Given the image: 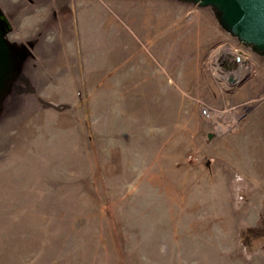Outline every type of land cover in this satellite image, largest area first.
Instances as JSON below:
<instances>
[{"label": "rangeland", "instance_id": "rangeland-1", "mask_svg": "<svg viewBox=\"0 0 264 264\" xmlns=\"http://www.w3.org/2000/svg\"><path fill=\"white\" fill-rule=\"evenodd\" d=\"M0 5L36 54L0 122V264H264V52L190 1Z\"/></svg>", "mask_w": 264, "mask_h": 264}, {"label": "water", "instance_id": "water-1", "mask_svg": "<svg viewBox=\"0 0 264 264\" xmlns=\"http://www.w3.org/2000/svg\"><path fill=\"white\" fill-rule=\"evenodd\" d=\"M213 6L224 28L242 42L264 52V0H183ZM14 23L0 5V122L11 111L31 60L36 59L31 41L10 38ZM238 56L234 67L240 61ZM234 80L233 74L230 76Z\"/></svg>", "mask_w": 264, "mask_h": 264}, {"label": "bare ground", "instance_id": "bare-ground-1", "mask_svg": "<svg viewBox=\"0 0 264 264\" xmlns=\"http://www.w3.org/2000/svg\"><path fill=\"white\" fill-rule=\"evenodd\" d=\"M89 1H90V0H89ZM157 2H158V1H157ZM157 4H158V3H157ZM159 5H160V4H159ZM159 5H158V7H159ZM121 6H122V5H121ZM145 6H146V5H145ZM123 8H124V7H123ZM145 10H146V9H145ZM150 13H152V12H150ZM149 15H150V14H149ZM151 15H152V14H151ZM148 18H149V17H148ZM163 18H164V17H163ZM107 19H108V18H107ZM107 19H106V20H107ZM109 19H110V18H109ZM109 19H108V20H109ZM111 19H112V18H111ZM150 19H151V18H150ZM146 22H147V21H146ZM106 23H108V21H107ZM108 24H109V23H108ZM108 24H107V25H108ZM112 24H113V23H112ZM112 24H111V25H112ZM115 25H116V24H115ZM146 25H147V24H146ZM157 25H158V24H157ZM109 27H110V26H109ZM145 27H146V26H145ZM158 27H159V25H158ZM161 27H162V26H161ZM154 28H155V27H154ZM157 29H158V28H157ZM234 52H235V51H234ZM236 53H237V52H236ZM240 58H241L242 60H243V59L246 60V57L243 56V55H242ZM247 70H248V69H247ZM237 79H238V78H237Z\"/></svg>", "mask_w": 264, "mask_h": 264}, {"label": "built area", "instance_id": "built-area-1", "mask_svg": "<svg viewBox=\"0 0 264 264\" xmlns=\"http://www.w3.org/2000/svg\"><path fill=\"white\" fill-rule=\"evenodd\" d=\"M202 111H203L207 116H210V111H209V109H208L207 106H204L203 109H202Z\"/></svg>", "mask_w": 264, "mask_h": 264}]
</instances>
